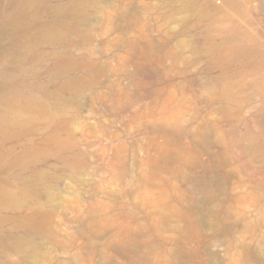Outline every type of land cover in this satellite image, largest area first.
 Returning a JSON list of instances; mask_svg holds the SVG:
<instances>
[{"label": "rangeland", "instance_id": "1", "mask_svg": "<svg viewBox=\"0 0 264 264\" xmlns=\"http://www.w3.org/2000/svg\"><path fill=\"white\" fill-rule=\"evenodd\" d=\"M0 264H264V0H0Z\"/></svg>", "mask_w": 264, "mask_h": 264}]
</instances>
